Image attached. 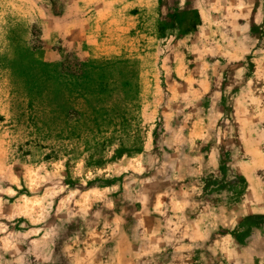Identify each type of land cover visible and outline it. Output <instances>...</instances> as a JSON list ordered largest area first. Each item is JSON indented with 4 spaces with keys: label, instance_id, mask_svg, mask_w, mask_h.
Instances as JSON below:
<instances>
[{
    "label": "rangeland",
    "instance_id": "374dc122",
    "mask_svg": "<svg viewBox=\"0 0 264 264\" xmlns=\"http://www.w3.org/2000/svg\"><path fill=\"white\" fill-rule=\"evenodd\" d=\"M0 264H264V0H0Z\"/></svg>",
    "mask_w": 264,
    "mask_h": 264
}]
</instances>
